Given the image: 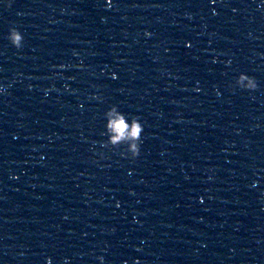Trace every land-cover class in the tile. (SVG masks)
<instances>
[{
    "label": "clouds",
    "instance_id": "obj_1",
    "mask_svg": "<svg viewBox=\"0 0 264 264\" xmlns=\"http://www.w3.org/2000/svg\"><path fill=\"white\" fill-rule=\"evenodd\" d=\"M12 41L14 44H19V41L21 39V36L18 32L12 33ZM128 124L125 122V119L123 116H118L116 119L111 120L109 123V128L112 130L115 135L113 137V141H119L123 139L126 135H131L132 137H136L138 133L140 132V125L137 124L135 121L133 122L131 132L129 133L128 130Z\"/></svg>",
    "mask_w": 264,
    "mask_h": 264
}]
</instances>
